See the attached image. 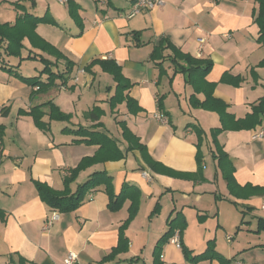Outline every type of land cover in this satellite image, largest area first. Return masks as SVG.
Instances as JSON below:
<instances>
[{"label":"crops","instance_id":"0c3cea01","mask_svg":"<svg viewBox=\"0 0 264 264\" xmlns=\"http://www.w3.org/2000/svg\"><path fill=\"white\" fill-rule=\"evenodd\" d=\"M133 1L0 0V24L43 18L28 19L14 52L0 37V264H64L69 252L75 264H221L185 255L210 244L235 264H264V193L243 195L264 186V137H254L264 111L248 120L264 98L258 2L163 0L127 17ZM175 51L211 66L180 70L188 64ZM93 60L120 66L122 100L112 103L116 82L99 64L78 73ZM35 77L43 87L23 80ZM97 175L109 185L95 181L67 211L36 187L75 193ZM107 186L120 194L115 208ZM173 218L179 248L161 240Z\"/></svg>","mask_w":264,"mask_h":264},{"label":"trees","instance_id":"16d2710c","mask_svg":"<svg viewBox=\"0 0 264 264\" xmlns=\"http://www.w3.org/2000/svg\"><path fill=\"white\" fill-rule=\"evenodd\" d=\"M69 2V0L67 1ZM258 2V11L257 14L255 15L254 21L257 23L258 25V36H257V42L261 43L264 46V0H257ZM74 5H70L69 8V12L71 14L72 17H77L74 9H73ZM28 19H30V21L32 20L33 22L35 20H41L43 18H38V17H32L29 14H26L23 16V18H18L16 20V22L13 25H9V24H0V37L2 38H6L9 41L8 44V51L9 52H14L13 50H18L21 47V39L24 35V33L26 32L25 29H29V21ZM157 50V48H156ZM175 55L172 56V60L175 61L178 58H182V60H185L188 64V67H184L183 65H180L177 63V68L180 70H184V71H188L190 68H200L201 72H206L210 66H211V62L209 60H202V59H195L190 57L189 55H184V54H180L177 51H175ZM205 62L203 64V66L200 65V63ZM94 64H99L100 67L102 68V70L107 71L109 73L112 74L115 82H116V87L118 89V94L116 93L115 95H113L111 97V101L112 103L117 102L119 100H122L123 96L121 95V93L126 90L129 87L128 81L127 79L121 74L120 72V66L114 61V60H93L89 65L84 66V70L85 71H90L91 67ZM194 64V65H191ZM261 65H264V59L260 62ZM190 66V67H189ZM64 74L65 73H58L57 76H59L61 79L64 80ZM50 79H53V76L50 75ZM23 80L28 81L31 85H38V89L43 87L44 85H42L41 81L38 78H23ZM51 80L49 81V83H51ZM64 83V82H63ZM62 83V84H63ZM159 102V107L158 109L160 110V112L162 114L163 113V106L161 103V100L158 99ZM264 98L262 99V101L260 102V104L258 105V107H255L254 109V113L252 115H250L248 117V120L250 121H255L256 120V115L259 114L260 112L264 111ZM224 106H222L223 108ZM219 109V111L222 110ZM222 112V111H221ZM264 116V114L262 115ZM169 122V120H168ZM201 158V157H200ZM223 158H226V155H224V153L222 154V156H220L219 160L221 161ZM231 167L228 166V170L224 171V176L227 180V184H228V188L230 190V192H232L235 195L240 194V192L237 190L238 186L236 185L233 177H232V171H231ZM74 171L71 170L67 181L70 180V178L73 176ZM97 180H102L103 182L107 183V185H109L110 183V178L105 177L103 175H97L96 178H90L88 181H86L85 183H83L82 185L79 186L78 190H76L75 193H68V194H59L57 192H55L54 190H52L50 187L46 186L45 184L42 183H36V187H37V191L40 195V197L52 208L60 211H67V210H71L74 209L79 203L80 201L84 198L85 194L89 191V189L94 185L95 181ZM106 191L108 192L109 196H110V200L112 203V207L115 208L116 207V202L118 201V199L120 198V194L119 195H114L112 193V190L110 188V186H107ZM244 196H249L252 195L253 193H256L258 191L264 193V186L263 187H254L251 185H246L244 186ZM116 197V198H115ZM177 218H173L172 220H170L169 225H170V229L168 232H166L164 234V236L162 237L161 240H169V238L174 234L175 230L178 229L179 234L181 233L182 230V224L180 227H177L176 224ZM259 222H264V220H259ZM264 228V226H263ZM126 240L122 237L120 239V245L116 248L113 249V253L117 252L118 250H120V247H123L125 245ZM180 247H182V245H180ZM185 255L187 256L188 260L193 261L196 260L198 258H217L221 264H229V260L224 259L222 256H220L217 252L214 251L213 245L210 244L208 246V252H204L201 253L199 255L196 256H191L187 253V251H185ZM20 264H28L26 263L23 259H20Z\"/></svg>","mask_w":264,"mask_h":264},{"label":"built area","instance_id":"2783aa9c","mask_svg":"<svg viewBox=\"0 0 264 264\" xmlns=\"http://www.w3.org/2000/svg\"><path fill=\"white\" fill-rule=\"evenodd\" d=\"M60 3H66L68 0H57ZM163 4V0H134L133 3L131 4L129 10L125 13L127 17H132L136 14H139L140 12L143 11H148L152 9L155 5L161 6ZM202 41L203 39H199ZM84 72V68H81L78 70L79 74H82ZM73 79L76 81L78 80V76L75 75ZM38 87L36 86L35 89ZM156 117L160 120H164V116L162 113L156 114ZM254 137L258 138H263L264 137V130L261 129L255 134ZM58 218V213L57 212H52L51 216L46 220V225L47 226L50 222L53 220H56ZM169 241L173 243L176 247H180V241H179V233L177 230H175L174 234L169 238ZM76 254L69 252L66 257L64 258V264H75L76 262Z\"/></svg>","mask_w":264,"mask_h":264},{"label":"rangeland","instance_id":"374dc122","mask_svg":"<svg viewBox=\"0 0 264 264\" xmlns=\"http://www.w3.org/2000/svg\"><path fill=\"white\" fill-rule=\"evenodd\" d=\"M237 205H238L239 208L242 209V206H241L240 204H237ZM237 205H236V206H237ZM239 208L237 209L238 214L236 213V215H240V214H239V212H240ZM222 218L224 219L223 216L221 217V220H222ZM263 226H264V222H261V223H260L259 221H256V230H257L256 233H258V232H263V230H264ZM234 231H235V229L233 230V232H234ZM234 256H235V255H234ZM232 258H233V256H232ZM235 258H236V257H234L233 259L230 258V259H229V261H230L229 264H232V263L235 264V262H236V261H235Z\"/></svg>","mask_w":264,"mask_h":264}]
</instances>
